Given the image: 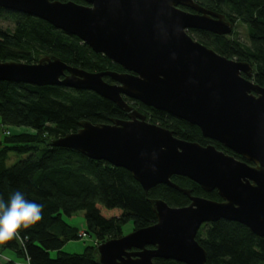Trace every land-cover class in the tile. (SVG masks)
<instances>
[{"label":"water","instance_id":"water-1","mask_svg":"<svg viewBox=\"0 0 264 264\" xmlns=\"http://www.w3.org/2000/svg\"><path fill=\"white\" fill-rule=\"evenodd\" d=\"M83 1L0 0V7L47 21L124 71H88L44 55L32 63L1 61L0 80L90 90L112 101L126 119L83 120L48 145L122 167L145 192L164 184L190 200L170 206L150 199L156 222L96 245V264H153L154 258L205 264L196 234L203 223L220 219L264 237V87L252 80L250 63L222 56L188 33L228 35L232 23L194 0ZM125 98L197 126L243 160L214 145L178 138ZM172 175L187 177L204 191L216 189L221 200L191 195Z\"/></svg>","mask_w":264,"mask_h":264},{"label":"trees","instance_id":"trees-1","mask_svg":"<svg viewBox=\"0 0 264 264\" xmlns=\"http://www.w3.org/2000/svg\"><path fill=\"white\" fill-rule=\"evenodd\" d=\"M59 1L85 4L83 0ZM194 1L223 14L232 23V32L218 35L189 29L188 33L222 56L250 63L252 80L264 87V0ZM0 19L10 25L0 27V62L32 63L44 55H54L68 65L88 71H124L78 37L43 19L3 7ZM238 23L246 27L245 42L237 37ZM104 80L112 82L107 76ZM125 99L147 120L171 130L178 138L214 145L243 160L223 144L204 137L197 126L137 100ZM126 117L127 113L115 103L90 90L0 80V200L7 203L14 192L20 191L28 201L43 206L40 221L0 245V264H18L12 256L2 257L6 249L17 258L27 259L29 264H96V245L122 236L124 224L131 222L134 230L156 222L150 199H162L170 206L189 204V197L172 187L158 184L145 192L122 167L48 145L49 140L77 130L80 121L109 123ZM7 126L21 127V131H11ZM23 127L31 131H24ZM12 155L20 158L8 164ZM170 180L189 189L193 196L221 200L216 189L204 191L187 177L172 175ZM79 210L84 211L83 232L93 236L94 242L81 253H67L61 247L68 240L80 238V232L62 215L70 216ZM105 211L111 214L106 215ZM196 240L206 251L205 264H264V237L238 222L220 219L203 223ZM53 250L57 252L54 257L50 255ZM153 264L184 263L154 258Z\"/></svg>","mask_w":264,"mask_h":264},{"label":"clouds","instance_id":"clouds-1","mask_svg":"<svg viewBox=\"0 0 264 264\" xmlns=\"http://www.w3.org/2000/svg\"><path fill=\"white\" fill-rule=\"evenodd\" d=\"M40 204L28 201L20 191L9 201L0 200V245L14 239L21 229H29L42 219Z\"/></svg>","mask_w":264,"mask_h":264},{"label":"rangeland","instance_id":"rangeland-1","mask_svg":"<svg viewBox=\"0 0 264 264\" xmlns=\"http://www.w3.org/2000/svg\"><path fill=\"white\" fill-rule=\"evenodd\" d=\"M7 26H10V25L7 22L2 21L0 19V27L1 28H6ZM235 31L237 32V37L239 38V40H241L243 42L247 41V35H246L247 31H246V27L244 25H242L241 23H238L236 25V27H235ZM7 128H9L11 131H16V132L21 131V129H20L21 127L7 126ZM22 129H24V127ZM24 131H31V130L29 128H25ZM0 133H1V128H0ZM19 158L20 157L17 156V155H12L11 158L9 159V161H8V164H12L13 162H15ZM104 213L106 215H110L111 214L110 212H106V211ZM62 218L67 223H69L70 225L75 226V227H77L79 229L80 238L68 240L67 242L64 243V245L61 247L60 250H62L64 252H67V253H81L85 246H87L89 244H93V242H94L93 236H90L88 234H86L85 236L82 235V232L85 231V228H86V226H85V217H84V211L83 210H79V211H77L76 213H73L70 216L62 215ZM122 229H123V233L124 234L132 231V223L128 222V223L124 224ZM3 252H4V255H6V256H9V257L12 256V258H14V260L18 264H28V260L27 259L17 258L14 254H12V252L10 250L6 249ZM56 253L57 252L55 250H53V251L50 252V255L52 257H54L56 255Z\"/></svg>","mask_w":264,"mask_h":264},{"label":"crops","instance_id":"crops-1","mask_svg":"<svg viewBox=\"0 0 264 264\" xmlns=\"http://www.w3.org/2000/svg\"><path fill=\"white\" fill-rule=\"evenodd\" d=\"M2 257H4L5 259H7V257H9V256H2Z\"/></svg>","mask_w":264,"mask_h":264},{"label":"built area","instance_id":"built-area-1","mask_svg":"<svg viewBox=\"0 0 264 264\" xmlns=\"http://www.w3.org/2000/svg\"><path fill=\"white\" fill-rule=\"evenodd\" d=\"M82 235H85L84 232H82ZM29 264V263H28Z\"/></svg>","mask_w":264,"mask_h":264},{"label":"flooded vegetation","instance_id":"flooded-vegetation-1","mask_svg":"<svg viewBox=\"0 0 264 264\" xmlns=\"http://www.w3.org/2000/svg\"><path fill=\"white\" fill-rule=\"evenodd\" d=\"M112 82H113V80H112ZM132 106V105H131ZM127 118V117H126Z\"/></svg>","mask_w":264,"mask_h":264}]
</instances>
